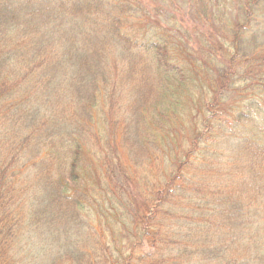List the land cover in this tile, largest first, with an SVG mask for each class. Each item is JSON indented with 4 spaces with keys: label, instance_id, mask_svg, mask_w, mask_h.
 I'll return each mask as SVG.
<instances>
[{
    "label": "trees",
    "instance_id": "1",
    "mask_svg": "<svg viewBox=\"0 0 264 264\" xmlns=\"http://www.w3.org/2000/svg\"><path fill=\"white\" fill-rule=\"evenodd\" d=\"M0 264H264V0H0Z\"/></svg>",
    "mask_w": 264,
    "mask_h": 264
}]
</instances>
